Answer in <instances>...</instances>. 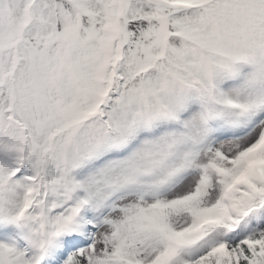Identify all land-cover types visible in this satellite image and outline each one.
I'll return each instance as SVG.
<instances>
[{"label":"snow or ice","instance_id":"6c2138e0","mask_svg":"<svg viewBox=\"0 0 264 264\" xmlns=\"http://www.w3.org/2000/svg\"><path fill=\"white\" fill-rule=\"evenodd\" d=\"M0 264H264V0H0Z\"/></svg>","mask_w":264,"mask_h":264}]
</instances>
